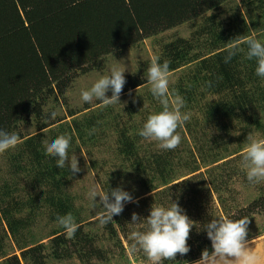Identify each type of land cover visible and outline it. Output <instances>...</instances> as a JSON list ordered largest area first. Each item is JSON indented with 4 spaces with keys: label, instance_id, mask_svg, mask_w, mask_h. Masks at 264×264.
I'll return each instance as SVG.
<instances>
[{
    "label": "rangeland",
    "instance_id": "obj_1",
    "mask_svg": "<svg viewBox=\"0 0 264 264\" xmlns=\"http://www.w3.org/2000/svg\"><path fill=\"white\" fill-rule=\"evenodd\" d=\"M239 28L246 31L247 35L251 31L264 29V0H226L195 19L103 56L95 67L85 72L77 70L62 94L48 96L41 103V115L36 119H21L13 127L10 133L18 134L20 143L15 149L0 154V187L4 182L8 184L10 197L19 201L18 207L22 209L16 216L26 220L27 229L20 233L19 240H32L34 244L43 245L45 248L40 253L46 255V258H43L44 264H151L143 251L132 248L129 235L139 225L131 223V215L136 213L139 217H147L151 205L166 203L170 199L183 208L194 225L187 239L190 250L184 255L177 253L174 260H166L164 264H192L200 258L203 249L208 248L211 251V242L202 228L203 224L213 215L237 216L242 212L249 216L250 221L247 239L264 264V208L251 207L254 201L264 195V181L249 183L241 167V154L246 147L247 136L264 137L262 110L260 114L259 110L257 111L261 124L259 127L247 123L242 117L232 122L227 118H212L207 122L204 114L205 102L217 100L221 95L209 93L207 87L200 83L194 100L190 105H186L185 110L191 113V119L183 128L178 129L182 143L176 149L160 150L156 142L146 141L137 134L147 116L160 107L158 101L150 94L146 80L151 58L159 55L161 61L168 60L171 58L168 57L169 52L178 45L181 46L178 49L183 54L177 57L176 62L190 60L170 71L171 99L174 96L171 86L178 81L182 83L187 80L194 72L192 70L199 60L194 55L203 56L214 49L213 47L220 46L219 38H213L216 33L233 34ZM115 64L125 67L126 83L120 94L123 107L119 104L101 107L100 102L95 100L90 103L81 102L79 91L90 86L99 75L106 74ZM244 69L245 67L241 68L240 73L246 76ZM135 78L141 80L142 84L128 89L129 80ZM254 84L264 88V81L260 78H257ZM246 86H252V82ZM107 95H111V92ZM53 112L55 115H50ZM74 121L79 125L75 126ZM48 122L53 123L38 130L40 125ZM71 123L70 128H73L70 130L68 124ZM89 125L92 126L91 129L88 128ZM208 128L211 129L210 136ZM123 130L126 135H134V139L139 143L137 154L141 159V170H145L141 175H138L140 173L133 169L129 161H124V155L119 153L120 145L117 139ZM64 132L72 136V147L81 171L69 178L68 169H65L62 173L61 194L71 200V214L76 222L81 221L83 229L94 238L102 259L92 257L90 260H84L75 253L61 255L60 258L50 256L51 234L61 227L56 220L49 217L46 198L57 192L48 189L49 186L30 182L31 178L23 171L15 173L16 162L19 160L18 147L25 138L38 133L44 144ZM236 132H239V135H234ZM160 154H167L166 164L171 170V181L166 180L165 183L161 182L162 176L158 173L162 170V163L159 159L156 160ZM194 167L197 170L191 172ZM167 168L163 171H167ZM118 185L131 192L137 202L126 203L120 215L113 216V221L116 218L113 222L116 231L112 235L106 225H101L98 221L101 209L92 208L86 194L90 186L106 190L107 187L114 188ZM3 227L0 223L3 246L0 252L4 257L13 254L19 257L20 250L10 235L3 232ZM1 260L2 258L0 262ZM19 260L21 264H25L20 257Z\"/></svg>",
    "mask_w": 264,
    "mask_h": 264
},
{
    "label": "trees",
    "instance_id": "obj_2",
    "mask_svg": "<svg viewBox=\"0 0 264 264\" xmlns=\"http://www.w3.org/2000/svg\"><path fill=\"white\" fill-rule=\"evenodd\" d=\"M224 1L80 0L72 6V0H0V128L10 133L21 119H36L41 115V103L52 94H62L77 70L85 72L100 63L103 56L195 19ZM215 35L213 38H219L220 46L213 47L203 56L194 55L199 60L191 77L182 83L178 81L173 84L171 93L181 94L186 105H190L201 83L209 93L221 95L217 100L205 102L207 122L212 118H227L232 122L242 117L247 123L259 127L261 124L257 111L260 114L262 110L261 115L264 116V88L254 84L259 78L254 72L255 61L244 57L239 62V58L244 56L243 52L227 59L225 51L232 39L247 36L246 31L239 28L233 34L218 32ZM180 47L175 45L169 52V71L190 62L189 59L176 62L177 57L183 54L178 49ZM243 67L246 76L240 73ZM129 82L128 89L142 84L137 78ZM250 82L252 86H246ZM52 123L42 124L38 130ZM73 124L77 126L78 123L74 121ZM68 125L71 130L72 123ZM91 127L88 126L89 129ZM133 136L126 135L124 130L118 134L119 153L141 175L145 170H141V159L137 154L138 141ZM40 139V134L35 133L21 142L15 173L23 171L31 178L30 182L49 186L48 189L57 192L46 198L49 217L56 220L57 215L71 213L72 204L70 199L61 194L62 173L65 169H59L54 159L48 157ZM157 159L162 163V170L158 172L162 176L160 180L165 183L171 176L166 164L167 154H160ZM165 167L167 171H163ZM195 170L196 167L191 172ZM149 188L153 189L151 186ZM0 189V223L4 225L3 232L10 235L25 264H44L46 255L40 252L45 247L34 244L32 240L22 241L18 238L27 229L26 220L16 216L22 211L18 207L19 201L10 197L7 183L4 182ZM251 207L264 208V195L254 201ZM240 216H246V213L232 215L233 218ZM77 223L79 228L71 239L63 234L62 228L52 232L50 256L60 258L61 255L75 253L84 260L92 257L102 259L94 238L83 229L80 220ZM106 228L112 235L116 231L113 222L106 224ZM2 248L1 237L0 251ZM19 257L16 254L4 257L0 252V264H21Z\"/></svg>",
    "mask_w": 264,
    "mask_h": 264
},
{
    "label": "clouds",
    "instance_id": "obj_3",
    "mask_svg": "<svg viewBox=\"0 0 264 264\" xmlns=\"http://www.w3.org/2000/svg\"><path fill=\"white\" fill-rule=\"evenodd\" d=\"M79 2L72 0V6ZM225 51L227 59L243 52L247 60H254L255 75L264 81V29L251 31L243 39H232ZM169 63L168 60L161 61L159 55L151 58L146 80L150 94L160 107L147 116L137 131L140 137L156 142L158 149L163 151L174 150L182 143L178 129L183 128L191 119V113L185 110L186 102L181 95L175 94L170 99ZM124 72V66L113 65L106 74L99 75L90 86L79 91L80 101L90 103L95 100L100 102L101 107L117 104L123 107L120 94L126 83ZM109 91L111 95H107ZM50 115L54 116L55 113ZM208 130L210 136L211 129ZM234 135H239V132ZM19 143L18 134L0 128V154L15 149ZM43 151L54 159L59 169H68L69 178L81 171L69 133L64 132L47 140ZM241 156V167L247 181L252 184L264 181V137L247 136V144ZM86 198L92 208L101 209L97 217L101 225L114 222L113 216L120 215L126 203L137 202L131 192L120 185L107 187L106 190L90 186ZM56 221L67 238L74 237L79 224L71 213L57 215ZM131 223L139 225L129 235L132 248L143 251L151 264H164L166 260H174L177 253L184 255L190 250L187 239L194 225L193 220L172 199L151 205L147 217L133 213ZM249 223V216H211L202 227L211 242V251L203 249L200 258L192 264H262L260 255L252 250L250 240L247 239Z\"/></svg>",
    "mask_w": 264,
    "mask_h": 264
}]
</instances>
